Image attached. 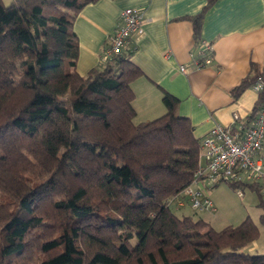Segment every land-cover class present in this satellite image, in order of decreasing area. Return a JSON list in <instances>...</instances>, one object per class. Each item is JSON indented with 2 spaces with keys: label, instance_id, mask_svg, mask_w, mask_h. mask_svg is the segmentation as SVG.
<instances>
[{
  "label": "trees",
  "instance_id": "16d2710c",
  "mask_svg": "<svg viewBox=\"0 0 264 264\" xmlns=\"http://www.w3.org/2000/svg\"><path fill=\"white\" fill-rule=\"evenodd\" d=\"M95 1L0 0V264H264L243 250L259 233L248 216L216 230L170 210L201 151L178 99L164 91L165 112L135 121L131 82L143 73L126 46L76 70L72 23ZM214 1L190 17L197 45ZM257 76L264 64L233 96ZM257 94L253 118L264 85ZM228 183L264 207L261 182Z\"/></svg>",
  "mask_w": 264,
  "mask_h": 264
},
{
  "label": "crops",
  "instance_id": "0c3cea01",
  "mask_svg": "<svg viewBox=\"0 0 264 264\" xmlns=\"http://www.w3.org/2000/svg\"><path fill=\"white\" fill-rule=\"evenodd\" d=\"M2 1L8 4L11 0ZM206 3L97 0L85 5L72 23L79 42L76 70L86 74L99 64L121 10L137 7L144 19L142 31L130 35L123 51L130 52V61L143 73L131 82L135 121L162 115V95L166 91L178 99L177 113L189 119L193 135L200 142L215 125L236 132L240 125L253 120L258 97L251 85L236 97L232 90L252 72V65L259 71L263 68L264 0H215L205 11L200 30L201 41L210 46L211 60L198 65L202 45L194 43L190 17ZM259 156L264 159V140ZM208 197L215 207V201ZM172 201L177 208L185 206L183 201Z\"/></svg>",
  "mask_w": 264,
  "mask_h": 264
},
{
  "label": "built area",
  "instance_id": "2783aa9c",
  "mask_svg": "<svg viewBox=\"0 0 264 264\" xmlns=\"http://www.w3.org/2000/svg\"><path fill=\"white\" fill-rule=\"evenodd\" d=\"M144 19L141 9L126 7L119 14V22L103 50V58L120 54L133 33L142 31ZM198 65L210 62V46L201 41ZM183 71L184 67H180ZM261 76H257L251 87L259 92L263 88ZM234 120L238 118L234 114ZM264 140V101L260 104L249 125H240L236 132L222 125L213 126L201 141L200 163L194 172L193 180L170 201L181 204L180 196L187 198L194 211L214 212L215 207L207 195L205 185H216L228 181H259L264 193V159L259 156ZM241 195V192H238ZM169 201V202H170Z\"/></svg>",
  "mask_w": 264,
  "mask_h": 264
},
{
  "label": "rangeland",
  "instance_id": "374dc122",
  "mask_svg": "<svg viewBox=\"0 0 264 264\" xmlns=\"http://www.w3.org/2000/svg\"><path fill=\"white\" fill-rule=\"evenodd\" d=\"M262 170L264 171V164ZM205 186L207 187L208 195L215 201L216 209L214 212L191 210L186 200L187 198L183 196H180L179 199L183 201L185 206L177 208L175 203L170 201V210L178 216L189 214L202 218L216 230L228 225L236 226L248 216L257 225L259 233L257 238L243 250L250 254H264V226L259 220L260 215L264 213V207L258 204L256 192L247 186L236 190L228 182H220L215 186L206 184ZM238 192L242 194L239 195Z\"/></svg>",
  "mask_w": 264,
  "mask_h": 264
}]
</instances>
